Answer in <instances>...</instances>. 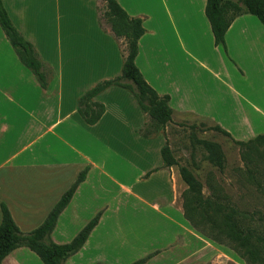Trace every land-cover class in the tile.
Returning a JSON list of instances; mask_svg holds the SVG:
<instances>
[{
  "label": "crops",
  "instance_id": "0c3cea01",
  "mask_svg": "<svg viewBox=\"0 0 264 264\" xmlns=\"http://www.w3.org/2000/svg\"><path fill=\"white\" fill-rule=\"evenodd\" d=\"M3 3L53 76L43 89L0 26V224L4 203L23 233L33 231L89 167L52 240L67 244L55 236L67 235L62 224L68 221L82 219L80 232L97 214L101 217L84 247L66 264L84 259L108 232L106 223L120 213L112 212L108 198L120 202L117 206L132 201L158 213L153 220L142 219L131 235H140V229L144 235L172 229L171 238L162 234L169 239H163L168 242L165 249L178 238L179 229L192 237L194 230L177 207L175 177L163 167L166 138L160 134L146 139L138 133L146 117L134 95L118 86L99 94L95 101L106 110L94 126L78 113L79 98L120 75L123 67L121 43L99 23V0ZM119 3L131 17L143 18L146 33L139 41L136 65L159 95L170 97L175 114L209 119L237 141L264 135V25L255 16L243 15L232 23L226 52L215 44L205 14L207 0ZM124 259L119 252L94 261L121 264ZM40 263L34 252L21 247L2 264Z\"/></svg>",
  "mask_w": 264,
  "mask_h": 264
},
{
  "label": "rangeland",
  "instance_id": "374dc122",
  "mask_svg": "<svg viewBox=\"0 0 264 264\" xmlns=\"http://www.w3.org/2000/svg\"><path fill=\"white\" fill-rule=\"evenodd\" d=\"M99 8L103 12L104 3L100 2ZM215 126L216 123L209 119L189 114H175L172 123L167 125L166 135L173 163L169 169L176 180L177 207L183 215L185 206L194 207L191 188L197 187L202 205L210 202L214 208L223 205L224 211L227 207L236 209L235 222L244 230H254L257 253L252 259L243 257L241 251H235L229 241L216 238L226 236L222 225L224 223L227 229L225 216L228 212H222L224 216L209 215L204 219L206 228L212 231L208 236L193 229L191 237L179 229L178 238L165 249L168 242L163 239L172 237V229L146 235L140 229V235H131L142 219L158 217L153 208L132 201L117 206L116 203L120 202L108 198L113 202L112 212L120 210V213L106 223L109 230L100 237L95 249L93 247L84 253V259H74L75 264H96L94 260L104 256L112 258L119 252H123L125 257L121 264H132L155 252L158 254L150 264H264V138L235 142L215 131ZM187 173L194 180L192 187L183 179V174ZM109 190L112 191L111 188ZM99 193L101 195L102 191ZM81 223L82 219H75L62 224L67 226V235L55 238L60 243L70 242L69 238L79 233ZM113 230H121L122 233L118 235ZM162 234L167 237H162Z\"/></svg>",
  "mask_w": 264,
  "mask_h": 264
},
{
  "label": "trees",
  "instance_id": "16d2710c",
  "mask_svg": "<svg viewBox=\"0 0 264 264\" xmlns=\"http://www.w3.org/2000/svg\"><path fill=\"white\" fill-rule=\"evenodd\" d=\"M100 2L104 3L105 10L101 12L98 7L99 23L103 30L109 31L121 43L124 59L123 67L120 75L113 79L99 82L79 98L78 113L87 125L94 126L101 120L106 110L105 105L95 101V98L113 86L128 90L134 95L146 117V123L138 133L146 139L154 138L160 134L165 136L166 144L162 148L161 154L164 163L163 167L169 169L173 163L166 128L168 124L172 123L175 112L170 107V97L168 95H159L148 84L136 65L139 41L146 33L144 20L143 18L131 17L122 8L119 0H99ZM205 14L211 25L215 44L223 47L227 52L225 36L232 23L238 17L252 15L264 25V0H207ZM0 26L20 62L36 76L41 87L46 89L53 72L39 58L34 46L15 27L3 0H0ZM214 130L235 142L237 141L217 124ZM255 138H264V135H259ZM88 172L89 167H86L79 173L75 182L53 207L45 221L29 233H23L20 230L13 220L9 208L4 203L1 204L0 264L3 263L8 255L21 247H26L34 252L43 264H66L69 258L76 255L84 247L90 234L98 225L101 213L96 215L70 243L57 244L52 240L51 235L57 226L60 215L70 204L79 185L85 181ZM152 172L148 173L146 177ZM183 179L189 186H194L191 174H183ZM191 192L193 194L192 202L195 201V206L192 208L184 207V217L191 227L208 236L209 231L211 233L212 231L210 228H206L204 219L209 215L224 216L222 212H228L225 216L226 224L228 223L227 229L224 223L222 225L226 236L216 238L220 239V241L223 239L229 241L235 251L242 252L243 257L247 259H252L257 253L256 244H254V230H244L235 222L236 209L233 210L227 207L226 210L228 211H224L223 205H218L214 208L210 202L202 205V198L197 187L191 188ZM157 254L158 252H155L132 264H146Z\"/></svg>",
  "mask_w": 264,
  "mask_h": 264
}]
</instances>
